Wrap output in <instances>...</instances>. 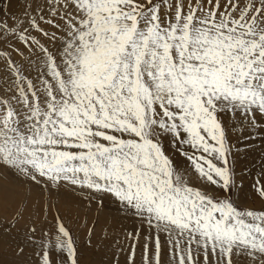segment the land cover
Returning <instances> with one entry per match:
<instances>
[{"label":"snow or ice","instance_id":"6c2138e0","mask_svg":"<svg viewBox=\"0 0 264 264\" xmlns=\"http://www.w3.org/2000/svg\"><path fill=\"white\" fill-rule=\"evenodd\" d=\"M0 179V264H264V0L0 2Z\"/></svg>","mask_w":264,"mask_h":264},{"label":"rangeland","instance_id":"374dc122","mask_svg":"<svg viewBox=\"0 0 264 264\" xmlns=\"http://www.w3.org/2000/svg\"><path fill=\"white\" fill-rule=\"evenodd\" d=\"M0 2H3V0H0ZM9 23H11V21H9ZM3 184H5V183L0 181V195H3V192H4L5 185H3ZM69 202H70L71 205L69 204ZM61 204H62L61 205L62 207L64 206L63 207L64 208V212H63V208H61V210H60V208L58 207L59 210H60L61 216H62V218L65 219L67 226L73 231L74 235L79 237L80 231H82V230L86 231L88 228H92L93 229V231H92L93 242L96 243V244H100L101 241H107L109 244H114L115 240L117 238L120 239L121 241H123L124 243H127V241L125 240V235H124L125 233L121 232L119 230V228H117V226L115 225V222H116L117 219H116V217L114 215V211H112L110 208H107L104 205L102 207L101 206H97L95 204H93L90 209L87 206L75 207L71 201H64V202H61ZM68 208H70V210ZM71 210H75V211L77 210L76 213L80 214V216H81L80 219H79V222H77V224L74 223V222H76L75 221V219H76L75 218V212H74V216L72 217L74 221H72L69 218ZM92 211L94 213H96L97 215H99L101 212H105L106 211V215H104L100 219L98 225L96 224L97 217H95V216L93 217V215H92L91 219L88 218V216H90ZM49 219H51V214L49 216ZM84 221H85V223H84ZM87 225H88V228H87ZM75 228H77V229H75ZM85 235L87 236V231L85 232ZM85 235H84V237H85ZM85 239H86V237H85ZM80 240L83 241L82 238H80Z\"/></svg>","mask_w":264,"mask_h":264},{"label":"bare ground","instance_id":"6f19581e","mask_svg":"<svg viewBox=\"0 0 264 264\" xmlns=\"http://www.w3.org/2000/svg\"><path fill=\"white\" fill-rule=\"evenodd\" d=\"M0 181L1 182H4L5 183V181H3L2 179H0ZM3 185H5V184H3ZM68 203V202H67ZM66 203V204H67ZM69 204H70V202H69ZM62 204L60 203V204H58L57 206L60 208V210H61V208H63L62 206H61ZM65 205V204H64ZM71 205V204H70ZM66 206V205H65ZM104 206L105 207H107V208H110L112 211H114V215H115V217H116V222H115V225L117 226V228H119V230L121 231V232H126V231H132L133 230V228H134V222L132 221V220H129V219H125L124 217H122V216H119L118 214H117V212H116V210H115V207L113 206V205H111L110 203H108V202H105V204H104ZM70 207V206H69ZM73 208V207H72ZM69 210H70V208H68ZM77 211V210H76ZM76 211L75 210H71L70 211V219L72 220V221H74L73 220V216H74V212H75V221L76 222H74V223H76L77 224V222H79V219H80V214H77L76 213ZM63 212H64V208H63ZM69 212V211H68ZM63 214V213H62ZM64 215V214H63ZM93 215V217L95 216V217H97V219H96V224L98 225L99 224V221H100V219L104 216V215H106V211L105 212H101L99 215H97L96 213H94L93 211L91 212V214H90V216H88V218H90L91 219V216ZM66 217V216H65ZM69 219V220H70ZM94 219V218H93ZM68 220V221H69ZM70 220V221H71ZM92 221V220H91ZM70 223V222H69ZM84 223H85V221H84ZM83 223V224H84ZM91 225V224H90ZM96 225V226H97ZM85 228V227H84ZM83 228V229H84ZM87 228H88V225H87ZM86 228V229H87ZM96 228V227H95ZM75 229H77V228H75ZM87 231V230H86ZM85 230H82V231H80V235H79V238H82L83 239V241H86V239H85V237H86V235H85V232H86ZM94 234V233H93ZM84 235H85V237H84ZM92 241H93V235H92ZM93 244L94 245H96V243H94L93 242ZM109 243L107 242V241H101L100 242V245H102V246H104V245H108ZM139 255H140V249L138 248L137 249V256L139 257ZM90 257H91V259H93V260H96V259H99L100 258V254L98 253V252H96V251H92L91 253H90ZM121 261H123V254L121 255Z\"/></svg>","mask_w":264,"mask_h":264}]
</instances>
